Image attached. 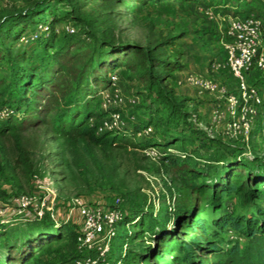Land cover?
<instances>
[{"label":"trees","instance_id":"1","mask_svg":"<svg viewBox=\"0 0 264 264\" xmlns=\"http://www.w3.org/2000/svg\"><path fill=\"white\" fill-rule=\"evenodd\" d=\"M51 1L54 0L34 1L0 19V105L10 110L0 119V134L7 129L10 133H17L26 122L46 123L56 133H77L96 145L140 149L157 146L162 150V161H168L178 171H186L191 176L193 181L175 189V194L167 202L169 209L161 212L158 219L147 210L140 211L125 222L123 217L120 225L134 227L124 235L131 238L147 236L148 240L126 248L116 258L118 264H162L164 257L177 250L184 253L191 264H200L199 257L195 255H202L206 249L218 252L225 264H264V206L261 205L250 216L224 210L213 220L216 228L223 233L231 230L246 237L248 241L245 245L237 239L227 248L219 247L223 240L221 243L210 242V248L199 243H195L193 248L190 246L189 242H196L193 240L209 229L210 222L199 213L205 206L210 205L213 210L222 209L223 198L232 192L247 200L258 197L264 200V151L251 150L245 146L247 144L216 140L190 121V112L181 108L182 101L176 100L168 81L173 70L182 65L178 59L179 51L171 54L160 49L162 45L174 44L181 32L168 34L153 45L138 44L116 38L110 23L98 33L91 29V21L80 25L67 12V22H71L74 29L56 33L55 25L61 16L51 13ZM102 1L128 3V0ZM130 1L144 5L170 0ZM178 1L209 3V0ZM216 1H220L217 5L234 8L235 0ZM233 12L234 15L239 13ZM43 15L48 16L44 22L41 21ZM40 23H46L48 29H39ZM30 25L34 29L30 43H37L41 48L33 46L30 50L22 49L16 55L11 54V63L5 66L1 57L8 49L6 41L11 45L21 41L22 36H27ZM120 66L128 69L129 79L143 81L148 91L152 90L160 98L163 95L170 97L168 109L163 114L159 105L155 104L144 118L135 117L124 129L99 130L100 118L114 109L101 108V91L110 86V72ZM5 83L13 85L16 97L12 93L8 94L11 98L4 96ZM176 104H180L177 110H171V105ZM177 113L180 118H177ZM261 120L258 130L264 128V115ZM176 121L178 126L172 128ZM148 125L158 132L138 138L137 132ZM188 126L199 134L198 138L187 134ZM201 142L211 144L210 148L202 147ZM12 222L27 224L23 226L21 240L8 230ZM64 223V220L52 217L47 211L38 214L25 210L9 214L5 220H0V227L7 226L2 234L6 239L2 244L6 254L0 257V264H29L35 253L50 241L66 235L73 236L74 241L75 230L65 229ZM191 233L192 238L186 241V235ZM73 254L66 259L71 260Z\"/></svg>","mask_w":264,"mask_h":264},{"label":"rangeland","instance_id":"2","mask_svg":"<svg viewBox=\"0 0 264 264\" xmlns=\"http://www.w3.org/2000/svg\"><path fill=\"white\" fill-rule=\"evenodd\" d=\"M34 1L37 0H0V19L14 9ZM236 1L233 2V8L217 5L220 1L217 2L216 0H209L208 5L203 3L196 5L178 0L144 5H136L134 1L130 0L126 5L114 1L106 3L102 0L95 2L89 0H54L50 2L49 10L52 14L61 16L55 25L56 33L65 30L64 27L67 23H71L67 22L68 19L66 18L67 12H70L80 25L91 21V29L100 33L102 28L110 23L114 27L116 38L138 44L153 45L160 42L168 34L181 32L174 44L162 45L160 49L162 52L171 54L186 49L191 54L196 46L202 48L204 44H210L213 38H218L213 35L218 32L215 30L216 24L219 21L222 24L227 23V16L233 15V11L239 12V15L254 13L264 21V0H242L241 3ZM204 7H211L213 16L210 17L205 13ZM47 19V15L41 17L43 22ZM32 27L30 25L27 28V36L21 41L12 45L6 41V48L8 49L4 51L1 57L2 64L7 66L8 63H11L9 58L11 54L16 55L22 49L30 50L33 46H39L37 43H30L32 40L30 36H33L34 32ZM214 51L212 54L218 52ZM166 56L168 55L166 54ZM116 69L119 74L117 83L123 99L120 106H116L118 101L111 104L121 109L123 113H133L136 118H144L145 114L151 111L155 104L159 105L163 114L165 113L170 97L163 95L160 98V95H155L151 92L152 90L148 91L143 81L129 79V71L126 67L120 66ZM25 76L27 75L25 74ZM171 83L176 100L182 101L181 108L190 112V121L216 140L221 139L237 145H245L244 142L229 139L218 131L208 132L211 99H206L205 104L204 98L192 90L174 88V83L179 85L178 79L176 82L172 80ZM3 86L6 92L4 96L10 93L15 94L14 97L17 96L16 91L13 90V85L5 83ZM259 89L264 98V86L263 88L259 87ZM108 92L114 97L112 89H109ZM9 97L12 96L8 95ZM179 105H171V110H177ZM101 108L103 107L101 106ZM177 118H180L178 113ZM178 121H176V125L171 127H177ZM3 132L5 133L0 134V204L6 202L13 194L21 192L27 194L49 192L55 194L54 208L58 215L62 216L68 208L70 197L73 195H79L93 203L101 204L109 203L114 196L122 195L125 197L123 205L124 222L135 217L142 210L154 213L153 215L158 219L161 212H167L169 209L167 202L175 194V189L193 181L186 171L183 173L178 171L168 161L154 160L140 148L96 145L77 133H56L46 123L29 124L26 122L25 127L17 133H10L11 131L8 129ZM153 132L158 131L153 127ZM187 134H190L192 138H198L199 135L193 132L191 126L187 127ZM200 145L210 148L211 144L201 142ZM245 146L251 150L264 151V135L253 132ZM260 205L264 206V200L261 197L247 200L232 192L223 198L222 209L213 210L210 205L205 206L199 213L210 222L209 229L200 238L193 240L196 242H189L190 246L193 248L195 243H199L210 248V242L221 243L223 240L224 242L219 247L227 248L237 239L242 242V245H245L248 241L246 237L239 236L231 230L223 233L220 228H216L213 220L224 210L250 216L255 213L256 208ZM64 224L65 229L75 230L77 227L76 216L71 217ZM26 225L12 222L9 224L8 230L14 232L13 234H16L17 238L21 240L22 229ZM6 227H0V257L6 254V249L2 245L6 240L3 239L2 235ZM128 229L133 230L134 227L132 225L127 227L124 224L118 226L119 234L113 239L112 247L115 259L126 248L135 247L139 242L146 243L148 240L147 236L131 238L124 235ZM192 236V233L186 235L185 240L189 241ZM141 238L143 239L141 240ZM124 243L125 247L123 248ZM72 253H74L73 236L66 235L50 241L38 253H35V257L29 264H71V260L66 258ZM195 256L199 257L200 264H225L220 260L218 252L211 249H206L202 255ZM162 260V264H191L180 250L167 255ZM138 264H143V262Z\"/></svg>","mask_w":264,"mask_h":264},{"label":"built area","instance_id":"3","mask_svg":"<svg viewBox=\"0 0 264 264\" xmlns=\"http://www.w3.org/2000/svg\"><path fill=\"white\" fill-rule=\"evenodd\" d=\"M205 13L213 16L211 7H204ZM38 28L47 30L46 23ZM65 30L72 31L74 26L67 23ZM263 19L254 13L228 15L225 26L222 56L213 59L211 66L215 70L228 69L235 78L234 87L218 83L215 79L196 72H187L178 83L196 88L197 92L211 95L208 115V132L218 131L229 139L248 144L255 124L261 115L264 103L263 95L255 82L247 79V72L256 68L264 73V37ZM26 36H22L25 38ZM110 86L101 91L103 109H111L99 120L98 129H124L135 119L133 113H123L116 108L122 104V95L118 87L119 74L114 69L109 74ZM112 89L114 97L108 92ZM118 101V102H117ZM113 102H117L114 106ZM7 107L0 105V119L9 113ZM153 133V126L148 125L137 132V137ZM264 135V128L259 129ZM150 158L160 159L161 148L149 146L141 149ZM55 194L18 193L0 204V220L9 214L31 210L38 214L47 211L52 217L65 222L76 216L77 227L74 235V254L71 264H118L113 257L112 244L118 226L125 216L123 205L125 197L117 195L109 203H93L82 196L73 195L68 202L66 212L59 216L55 210ZM129 227V224H126ZM129 230V229H128ZM125 243L123 244V248Z\"/></svg>","mask_w":264,"mask_h":264},{"label":"crops","instance_id":"4","mask_svg":"<svg viewBox=\"0 0 264 264\" xmlns=\"http://www.w3.org/2000/svg\"><path fill=\"white\" fill-rule=\"evenodd\" d=\"M188 3H195L196 5L202 4V3L194 2V1H188ZM225 26H226V23L222 24L219 21V23H217L215 26V30H217L218 32L213 34L214 36H217L218 38L217 39L213 38L210 44H207V45L204 44L202 48L196 46L194 50L191 51V54H189L188 51H186V49L178 50L180 52L179 53L180 56L178 57V59L182 65L180 68L173 70L172 77L170 78V80L171 81L174 80L176 82L177 79L179 80L180 78H182L187 72H197L203 76L215 79L218 83L226 84L231 88L234 87L235 78L232 76L231 72L228 69L215 70L211 66V61L213 59L220 58L222 56L223 40L225 39L224 37L225 36ZM214 50L218 52L216 54H212ZM246 76L249 81L255 82L258 84L259 87L263 88L264 86V73L263 72H260L256 68H251L247 72ZM171 81H170V84H172ZM173 87L179 90H182V89L192 90L197 95H200L201 97L204 98L205 104L207 101L206 99H209V98L211 99V95L208 94L207 92L199 93L197 92L196 88L187 86L182 83H179V85L174 83ZM263 115H264V104L261 106V115L255 124V129L253 130V132H257L258 135H262L259 133L258 128H259V124L262 121L261 118Z\"/></svg>","mask_w":264,"mask_h":264}]
</instances>
